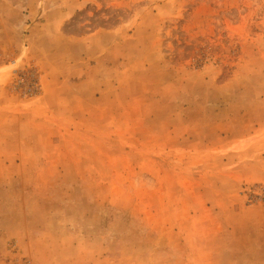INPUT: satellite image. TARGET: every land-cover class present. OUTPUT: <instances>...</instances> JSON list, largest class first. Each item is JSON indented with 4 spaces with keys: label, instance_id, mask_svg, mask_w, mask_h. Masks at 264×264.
Masks as SVG:
<instances>
[{
    "label": "rangeland",
    "instance_id": "rangeland-1",
    "mask_svg": "<svg viewBox=\"0 0 264 264\" xmlns=\"http://www.w3.org/2000/svg\"><path fill=\"white\" fill-rule=\"evenodd\" d=\"M0 264H264V0H0Z\"/></svg>",
    "mask_w": 264,
    "mask_h": 264
}]
</instances>
